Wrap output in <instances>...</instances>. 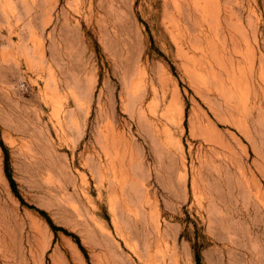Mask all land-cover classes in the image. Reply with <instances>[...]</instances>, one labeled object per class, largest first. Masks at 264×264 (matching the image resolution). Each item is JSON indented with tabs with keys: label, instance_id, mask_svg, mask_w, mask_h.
Instances as JSON below:
<instances>
[{
	"label": "rangeland",
	"instance_id": "obj_1",
	"mask_svg": "<svg viewBox=\"0 0 264 264\" xmlns=\"http://www.w3.org/2000/svg\"><path fill=\"white\" fill-rule=\"evenodd\" d=\"M263 92L264 0H0V264H264Z\"/></svg>",
	"mask_w": 264,
	"mask_h": 264
},
{
	"label": "bare ground",
	"instance_id": "obj_2",
	"mask_svg": "<svg viewBox=\"0 0 264 264\" xmlns=\"http://www.w3.org/2000/svg\"><path fill=\"white\" fill-rule=\"evenodd\" d=\"M196 1H199V0H184V2H186V4L188 5V8L189 9H191V10H193V8H194V4L196 3ZM227 2H228V0H227ZM224 8V7H223ZM173 9V8H172ZM225 9V8H224ZM212 11V10H211ZM214 11V10H213ZM229 15V14H228ZM199 17V16H198ZM223 17V16H222ZM217 18V17H216ZM193 19H194V17H193ZM215 19V18H214ZM218 19L219 18H217V22H218ZM186 21V20H185ZM204 22V21H203ZM220 24V23H219ZM223 25V24H222ZM227 26V25H226ZM202 27V26H201ZM232 32V31H231ZM232 35H233V33H232ZM241 37V36H240ZM239 37V38H240ZM203 42V41H202ZM205 43V42H204ZM235 43H236V41H235ZM233 44V43H232ZM239 44V43H238ZM6 45V44H5ZM245 47V46H244ZM233 48H235V47H233ZM235 50V49H234ZM260 58V57H259ZM199 60V59H198ZM262 60V59H261ZM241 61V60H240ZM201 62V61H200ZM207 62V61H206ZM203 65V64H202ZM211 65V64H210ZM198 70V69H197ZM256 70V69H255ZM215 76H217L218 75V71L217 70H215L214 72H212ZM258 74H259V71H258ZM259 79H261V78H259ZM258 83H260L259 82V80H258ZM260 84H262V83H260ZM263 96H264V92H263V94H262ZM260 97V96H259ZM263 98V97H262ZM258 100H259V98H257ZM264 101V100H263ZM260 102V101H259ZM263 107V106H262ZM111 109V108H110ZM110 116V115H109ZM120 117V116H119ZM115 119H116V116H115ZM111 122V121H110ZM117 124H118V122H117ZM116 127H117V125H116ZM124 128V127H123ZM120 134H122V131H121V133ZM124 135V134H123ZM128 137V136H127ZM96 141V140H95ZM118 139L116 138V134L115 133H110L109 131L108 132H105V133H100L98 136H97V146H99L100 148H102L104 151H106V156L107 157H110V151L109 150H107V148H109L110 146H113V144H115V143H118ZM132 142V141H131ZM132 144V143H131ZM123 145V144H122ZM120 147H122V146H120ZM112 148V147H111ZM99 152V151H98ZM100 155H102V153H100ZM103 156V155H102ZM99 158H100V156H99ZM134 159V158H133ZM113 160V159H112ZM130 160H131V158H130ZM129 160V161H130ZM108 168V167H107ZM118 169V168H117ZM120 171V170H119ZM109 172V171H108ZM199 174V173H198ZM134 175V174H133ZM133 175H131V176H133ZM199 176V175H198Z\"/></svg>",
	"mask_w": 264,
	"mask_h": 264
},
{
	"label": "trees",
	"instance_id": "obj_3",
	"mask_svg": "<svg viewBox=\"0 0 264 264\" xmlns=\"http://www.w3.org/2000/svg\"><path fill=\"white\" fill-rule=\"evenodd\" d=\"M4 148H5V150H6V147H5V146H4ZM6 170H7V174H8V176H9V178H10V180H11V183H12L13 188H14L15 190H17V189H16V183H15V180H14V178L12 177V175H11V173H10V171H9V167H8V155H6ZM43 213L46 214L44 211H43Z\"/></svg>",
	"mask_w": 264,
	"mask_h": 264
}]
</instances>
